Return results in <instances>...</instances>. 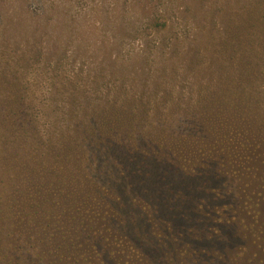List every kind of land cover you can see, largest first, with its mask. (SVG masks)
Listing matches in <instances>:
<instances>
[{
	"label": "rangeland",
	"instance_id": "374dc122",
	"mask_svg": "<svg viewBox=\"0 0 264 264\" xmlns=\"http://www.w3.org/2000/svg\"><path fill=\"white\" fill-rule=\"evenodd\" d=\"M7 5L22 12L0 9V73L20 80L13 91L29 97L40 129H48L50 109L64 128L73 124L66 115L71 118L95 95L117 99L127 109L125 124L134 126L129 132L147 159L142 161L164 166L138 163L145 189L154 186L163 195L160 202L143 196L148 208L132 202L137 195L121 175L127 159L86 144L93 179L115 197L112 230L132 243L103 255L104 264L134 258L145 264H264V156L257 155L262 149L240 143L222 157L192 161L194 155L181 157L173 146L209 140L196 110L208 107L206 73L213 67L199 57L196 41L202 31L219 34L221 13L236 7V0H0ZM162 15L170 26L156 30L152 22ZM236 97L249 102L246 95ZM234 98L212 97L216 103ZM257 101L260 108L227 111L220 122L233 126L252 115L264 120V96ZM256 122L255 128L261 126ZM153 150L165 158L151 155ZM156 170L164 181L153 178ZM121 180L130 203L117 188Z\"/></svg>",
	"mask_w": 264,
	"mask_h": 264
},
{
	"label": "trees",
	"instance_id": "16d2710c",
	"mask_svg": "<svg viewBox=\"0 0 264 264\" xmlns=\"http://www.w3.org/2000/svg\"><path fill=\"white\" fill-rule=\"evenodd\" d=\"M236 5L221 13L219 34L202 31L196 41L199 57H206L208 61L203 63L213 67L206 73L209 84L204 87L209 99L208 107L205 106L202 112L196 110V113H200L202 121L208 123V129L215 130L216 134L219 133L217 123L223 120L227 111H245L246 105L253 110L260 108L262 103L259 104L257 96H264V0H236ZM0 9L16 14L22 12L21 6L7 5L0 6ZM211 16L217 18L216 15ZM168 20L164 15L156 16L152 26L156 30H167L170 26ZM4 69L3 72L10 73L9 69ZM0 78V264H33L28 263L33 252L24 237L32 238L23 232V222L26 229L30 224L43 228L45 235L38 241L43 244L41 251L47 257L43 260L45 264H58V257L70 248L74 239H80L79 246L85 250L92 249V243L82 238L84 232L92 229V218L86 205L92 191L88 175L83 173L89 170L86 144L94 138H98L95 142L102 144L123 141V137H128H122L126 133L124 129L130 131L133 127L125 125L127 109H120L123 108L120 101L95 95L92 102L89 100L80 108L76 107L71 118L66 115L72 125L62 128L54 109H50L46 114L51 119L48 129H40L37 119L33 118L29 97L13 91L20 80L16 81L17 77L16 80L6 78L1 73ZM218 94L221 97L234 94L236 101L227 99L216 103L212 97ZM236 95H246L249 102ZM81 98L76 97V100ZM53 101L57 102L56 97ZM128 103L132 102L129 100ZM252 117H238L240 124L237 129L247 131L251 123L258 121L256 125L261 126H254V131L256 135L264 133V120L255 115ZM88 118L90 121L85 123ZM92 119L95 120L94 125L90 124ZM227 125L230 127L231 124ZM238 134L242 135L241 132ZM42 169L47 170L46 187L49 192L43 202H49L48 208L42 210V218L37 216L36 219V212L34 215L29 212L31 219L25 221L21 217L25 209L21 201L31 198V194L23 197L30 191V187L25 186L36 185L38 173L35 172L42 175ZM77 206L81 213L73 215Z\"/></svg>",
	"mask_w": 264,
	"mask_h": 264
},
{
	"label": "flooded vegetation",
	"instance_id": "af4514ba",
	"mask_svg": "<svg viewBox=\"0 0 264 264\" xmlns=\"http://www.w3.org/2000/svg\"><path fill=\"white\" fill-rule=\"evenodd\" d=\"M238 120L235 119V124L232 126H226L228 127L224 132L222 129L223 123L224 124H230L228 122L223 121L219 122V133L216 134L215 130L208 129V123L206 121H200V123H197L198 125H205L202 129L205 130V132L208 134L209 140L206 142H199L194 141L193 144L183 143L182 146H178L177 148L174 146V150L176 153H179L181 157L188 158V155H194V159L192 161H195L199 158H204L205 160L207 157H222V154L224 151L227 150V152H230L231 150L235 149L237 146H241L240 143H243V145H247V147L253 146V148H260L262 149L261 152H258L259 156H264V137L262 136V133H258L256 135V131L253 130H246L240 131L237 129L238 127ZM127 127L132 126L134 129V126L132 124L128 125L125 124ZM245 125V124H244ZM252 126L254 124L251 123ZM240 127V126H239ZM125 134L123 136V141L115 142L114 144H111V142H107V144H102L100 142H95L98 138L92 139L90 144L95 147H101L103 151H110L114 153H120L121 156L125 157L127 161H125L127 172H122L121 175H127L129 177V180L131 182L132 189L134 193L137 195L135 196L131 201L135 204L144 205L148 208H152L144 199L143 196H147L149 198L155 197L158 202H160V199L163 197V195H159V192L155 193L154 186L146 190L143 172H140L138 163L143 164H151L154 166L155 169H162L161 167H164L162 164H160L155 159H150L152 161L145 162L142 161L146 159L144 157L140 147L136 145V139H132L133 136L129 131V129H124ZM131 131V130H130ZM222 131V132H221ZM238 132L244 133V135H239ZM221 133V135H220ZM245 133H247L248 136L245 137ZM249 133V134H248ZM128 138V139H126ZM208 139V138H207ZM263 146V148H262ZM177 149V150H176ZM239 153V150H237ZM160 155L163 158L162 153L155 152L153 150V154L151 155ZM240 154V153H239ZM149 155V154H148ZM158 157V156H156ZM242 157V156H240ZM239 157V159H240ZM148 158V157H147ZM246 159V158H245ZM147 160V159H146ZM89 170L88 172H83L84 174L88 175V181H89V187L92 191V196H89V199L87 201V209L89 211L88 215L91 216L92 222H90V225L92 226V229L89 230V232H84L82 235V238L85 239L86 242L92 243V249L85 250L84 248L79 246V242H81L80 239H74V242L72 241L70 244V248L65 249L60 257H58V264H104L103 261V255L111 254L117 250L116 248H127V245H130L132 248V243L127 240V238H124L122 236H119L117 232L112 230L111 222L114 220V218L117 215V211H115L114 203L112 199L115 197L113 196L110 198L111 192L109 189H107L105 186L100 184L96 179H93L92 175V166L91 163L88 161ZM40 172H43L41 175L39 171H36L37 174V180H35L36 185H27L26 187H30V191H27L26 194L23 196L25 197L27 194H31V198L27 201L22 200V205L25 206V209L22 211V216L25 221H29L30 215H34L33 212H36V219L37 216L42 218L43 211L45 208H48L49 202H43V199L46 197V194L49 192L48 187H46V175L47 170L42 169ZM77 174L78 172H74ZM120 175V173L118 174ZM42 177V179L40 178ZM153 178L158 181H164V179L158 174V170H156L155 174L153 175ZM81 179V178H79ZM78 180V179H77ZM43 181L45 182L44 185H42ZM24 186V185H23ZM117 188L124 193V199L126 202L130 203V199H128V194L126 193V188L122 184V180L117 182ZM52 189V188H50ZM79 191V189H77ZM112 193V192H111ZM113 194V193H112ZM114 195V194H113ZM80 204V203H78ZM191 207V203H186ZM41 205V206H40ZM165 205V203H164ZM80 206V205H79ZM79 206L75 207L73 210V215L81 213ZM166 206V205H165ZM168 207V206H166ZM20 210V208H18ZM165 213H168L169 210L165 208ZM164 215V214H163ZM171 215V213H170ZM79 217V216H77ZM20 219V218H17ZM33 221L35 222V218H33ZM36 223V222H35ZM25 222H23V232H25L28 236H30L32 239H29L27 236L24 237L26 242L31 246L32 248V258H28V263L33 264H45L43 259H46L47 257H44L42 250L43 244L38 242L40 238L44 237L45 231L41 226H33L28 225V229L24 226ZM112 244H115L113 246ZM187 253H190L189 250H187ZM46 255V254H45ZM44 257V258H42ZM38 259L40 260L38 262ZM57 259V258H56ZM135 260V261H134ZM131 260L128 264H145V261L142 259Z\"/></svg>",
	"mask_w": 264,
	"mask_h": 264
}]
</instances>
